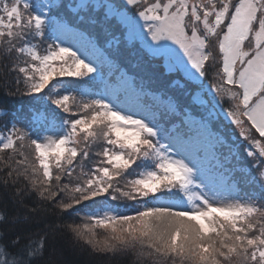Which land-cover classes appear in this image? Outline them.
Masks as SVG:
<instances>
[{"label":"snow or ice","instance_id":"obj_1","mask_svg":"<svg viewBox=\"0 0 264 264\" xmlns=\"http://www.w3.org/2000/svg\"><path fill=\"white\" fill-rule=\"evenodd\" d=\"M0 79V264H264V0H0Z\"/></svg>","mask_w":264,"mask_h":264},{"label":"trees","instance_id":"obj_2","mask_svg":"<svg viewBox=\"0 0 264 264\" xmlns=\"http://www.w3.org/2000/svg\"><path fill=\"white\" fill-rule=\"evenodd\" d=\"M4 92L5 85L3 80L0 79V107L14 109L28 100L27 97L22 96H6ZM27 203L31 206V201H27ZM15 209L16 205L13 203L12 190L5 191L0 188V210H5L8 215H12ZM66 219L70 218L66 217ZM6 227L5 225H0V229H6ZM45 260L48 264H127L126 260L110 261L100 255H90L87 252H81L72 247L67 235L60 234H57L54 239H49L47 242Z\"/></svg>","mask_w":264,"mask_h":264},{"label":"rangeland","instance_id":"obj_3","mask_svg":"<svg viewBox=\"0 0 264 264\" xmlns=\"http://www.w3.org/2000/svg\"><path fill=\"white\" fill-rule=\"evenodd\" d=\"M234 131L236 132V135H238V130H235V129H234ZM244 190H245V191H248L249 189L245 188Z\"/></svg>","mask_w":264,"mask_h":264}]
</instances>
